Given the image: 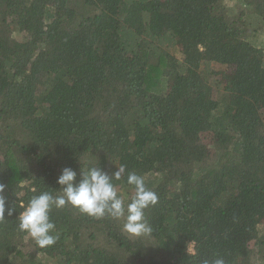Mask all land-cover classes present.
Wrapping results in <instances>:
<instances>
[{"label":"trees","instance_id":"16d2710c","mask_svg":"<svg viewBox=\"0 0 264 264\" xmlns=\"http://www.w3.org/2000/svg\"><path fill=\"white\" fill-rule=\"evenodd\" d=\"M228 1L0 0L7 206L64 167L123 164L119 194L135 172L158 196L141 237L68 205L38 248L6 215L0 264H264V0Z\"/></svg>","mask_w":264,"mask_h":264},{"label":"clouds","instance_id":"9594fccd","mask_svg":"<svg viewBox=\"0 0 264 264\" xmlns=\"http://www.w3.org/2000/svg\"><path fill=\"white\" fill-rule=\"evenodd\" d=\"M125 171L123 164L116 166L111 173L98 165L90 166L80 168V178L77 180V171L64 167L56 179L58 194L41 191L26 204L21 203L22 211L18 213L12 205L7 206L4 195L6 185L0 183V220L6 219V215L11 217L15 214L18 230L26 233L38 248L55 244L58 236L50 214L53 208L59 210L68 205L94 218L122 219L123 232L135 237L147 236L152 228L145 218V209L154 206L158 196L146 187L144 177L135 172H129L126 177V183L132 187L134 194L130 197L119 194L113 181L121 180ZM202 264H225V261L216 258L211 262L204 260Z\"/></svg>","mask_w":264,"mask_h":264},{"label":"rangeland","instance_id":"374dc122","mask_svg":"<svg viewBox=\"0 0 264 264\" xmlns=\"http://www.w3.org/2000/svg\"><path fill=\"white\" fill-rule=\"evenodd\" d=\"M227 7L230 9V10H234L236 7H235V2L234 1H232V0H229L228 2H227ZM262 230H264V226L262 227ZM189 250L190 251H193V246L191 245L190 247H189Z\"/></svg>","mask_w":264,"mask_h":264}]
</instances>
